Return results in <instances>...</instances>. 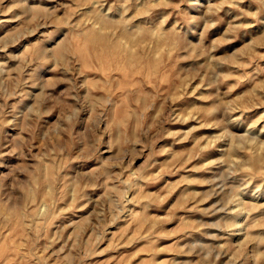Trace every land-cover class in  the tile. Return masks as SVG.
Masks as SVG:
<instances>
[{"label": "rangeland", "instance_id": "obj_1", "mask_svg": "<svg viewBox=\"0 0 264 264\" xmlns=\"http://www.w3.org/2000/svg\"><path fill=\"white\" fill-rule=\"evenodd\" d=\"M261 155L264 0H0V264H264Z\"/></svg>", "mask_w": 264, "mask_h": 264}, {"label": "bare ground", "instance_id": "obj_2", "mask_svg": "<svg viewBox=\"0 0 264 264\" xmlns=\"http://www.w3.org/2000/svg\"><path fill=\"white\" fill-rule=\"evenodd\" d=\"M81 1H83L84 3H87L89 0H81ZM94 16L95 17L93 19H95L96 22L100 26L99 33L93 30H91V32L88 31L89 32L88 34L85 32L86 35H88L87 37L89 39V43L91 44L93 48H95L93 49V51L94 50L95 51L93 53H90V56L102 61L101 56H99L97 50L99 48H101L102 51L103 49L106 50L109 54H112V56L115 58V66L118 71L125 70L126 67H128L131 70L133 69L134 73L135 72L137 73L138 70L143 67V62L145 61L148 64V68L150 67L155 68L158 65L157 61L150 60L141 52V49H140L141 43L144 41V38L146 39V37L151 38V39L153 38L155 42L154 44L155 46L159 45L160 43L166 46H169V47L170 46L173 47L176 45L175 36L173 34H167L162 30H160L158 35L154 34L151 30L143 31L139 35L138 34L133 35L132 32H130V27H129L130 25H127L124 23L120 24V23H115V21L112 22L109 20H105L101 18L99 14L97 15L94 14ZM85 33L83 35L84 37H85ZM155 37H156V40H155ZM121 42H123V45L121 44ZM135 47L136 48L139 47L138 49L140 50L138 51L134 50L136 49ZM65 50H66L65 45L60 46L58 49L60 54ZM85 51H86L85 49L81 51V55L84 60L86 59L88 55V54L86 55L87 51L86 52ZM99 53H100V50H99ZM102 65L99 64V66H102ZM263 159H264V155H261V156L254 157L253 161L255 163H258L259 165V163ZM262 162H264V160Z\"/></svg>", "mask_w": 264, "mask_h": 264}]
</instances>
